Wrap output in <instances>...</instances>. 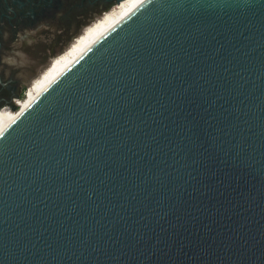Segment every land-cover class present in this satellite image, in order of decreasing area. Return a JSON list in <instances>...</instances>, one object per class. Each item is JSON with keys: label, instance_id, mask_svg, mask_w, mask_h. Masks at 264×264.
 Returning a JSON list of instances; mask_svg holds the SVG:
<instances>
[{"label": "water", "instance_id": "water-1", "mask_svg": "<svg viewBox=\"0 0 264 264\" xmlns=\"http://www.w3.org/2000/svg\"><path fill=\"white\" fill-rule=\"evenodd\" d=\"M0 264H264V0H146L20 112Z\"/></svg>", "mask_w": 264, "mask_h": 264}, {"label": "flooded vegetation", "instance_id": "flooded-vegetation-1", "mask_svg": "<svg viewBox=\"0 0 264 264\" xmlns=\"http://www.w3.org/2000/svg\"><path fill=\"white\" fill-rule=\"evenodd\" d=\"M129 1L0 0V125L35 78Z\"/></svg>", "mask_w": 264, "mask_h": 264}, {"label": "bare ground", "instance_id": "bare-ground-1", "mask_svg": "<svg viewBox=\"0 0 264 264\" xmlns=\"http://www.w3.org/2000/svg\"><path fill=\"white\" fill-rule=\"evenodd\" d=\"M146 0H131L124 4V6L116 10L112 15L100 22L95 29L84 39H82L77 46L61 56L48 70L41 80L31 89L27 91L28 95L25 97L18 108L17 112L11 114L10 120L0 125V136L5 130L18 118L20 112L26 110L45 90H47L58 78H60L73 64H75L92 46L99 42L106 34L116 28L131 14L138 10ZM30 90V88H29Z\"/></svg>", "mask_w": 264, "mask_h": 264}, {"label": "built area", "instance_id": "built-area-1", "mask_svg": "<svg viewBox=\"0 0 264 264\" xmlns=\"http://www.w3.org/2000/svg\"><path fill=\"white\" fill-rule=\"evenodd\" d=\"M28 91H29V89H28ZM28 93V92H27ZM26 93V95H25V97L28 95ZM25 97L24 98H22V99H19L18 101H17V108H19V105L23 102V101H25ZM20 109V108H19ZM10 112H12V111H10Z\"/></svg>", "mask_w": 264, "mask_h": 264}, {"label": "rangeland", "instance_id": "rangeland-1", "mask_svg": "<svg viewBox=\"0 0 264 264\" xmlns=\"http://www.w3.org/2000/svg\"><path fill=\"white\" fill-rule=\"evenodd\" d=\"M65 54H66V53H65ZM49 70H50V69H49ZM42 74H43V73H42ZM42 74H41V75H42ZM44 74H45V73H44ZM43 76H44V75H43ZM39 78H40V77H39ZM39 78H35V79L33 80V82H35V81L38 80ZM40 80H41V78H40ZM40 80H39V81H40ZM39 81H38V82H39ZM33 82H32V83H33ZM38 82H37V83H38ZM32 83L30 84V92H31V89H33L34 86H36V84H37V83H36L35 85H32ZM27 91H28V90H27Z\"/></svg>", "mask_w": 264, "mask_h": 264}, {"label": "snow or ice", "instance_id": "snow-or-ice-1", "mask_svg": "<svg viewBox=\"0 0 264 264\" xmlns=\"http://www.w3.org/2000/svg\"><path fill=\"white\" fill-rule=\"evenodd\" d=\"M0 131H2V130H0Z\"/></svg>", "mask_w": 264, "mask_h": 264}]
</instances>
